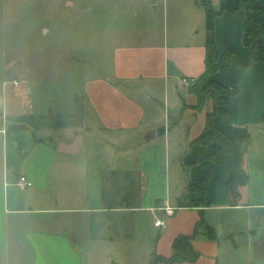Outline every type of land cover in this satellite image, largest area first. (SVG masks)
Returning <instances> with one entry per match:
<instances>
[{
    "label": "crops",
    "instance_id": "0c3cea01",
    "mask_svg": "<svg viewBox=\"0 0 264 264\" xmlns=\"http://www.w3.org/2000/svg\"><path fill=\"white\" fill-rule=\"evenodd\" d=\"M209 1L221 9L238 0ZM135 2L158 11L156 0ZM169 5L186 24L181 34L131 29L113 48L112 71L88 78L79 109L61 112L57 123L42 113L25 117L32 126L9 122L10 102L0 94V251L10 247L11 221L29 215V222L34 216L47 224L17 229L34 250L33 264H151L153 255L173 254L178 235L195 232L197 260L157 264H264V61L241 66L234 59L225 68L239 86L225 106L233 122L213 119L230 136L249 133L248 183L233 196L226 158L213 165L207 204L187 205L189 181L206 173L199 160L215 152L213 141H193L213 101L197 107L198 95L183 80L205 69L206 11L200 0L162 1L164 18ZM214 23L220 54L235 48L247 61L251 49L243 36L257 27L245 10L224 9ZM258 40L264 46V33ZM78 136L80 148L71 152ZM22 175L31 185L19 184ZM202 213L215 238L198 226Z\"/></svg>",
    "mask_w": 264,
    "mask_h": 264
},
{
    "label": "rangeland",
    "instance_id": "374dc122",
    "mask_svg": "<svg viewBox=\"0 0 264 264\" xmlns=\"http://www.w3.org/2000/svg\"><path fill=\"white\" fill-rule=\"evenodd\" d=\"M135 1L0 0V94L10 102L9 122L32 126L25 117L42 113L43 119L57 123L61 112L79 109L88 78L112 71V51L119 38L131 29L135 33L148 29L142 35L167 32L171 37L186 26L170 5L164 18L162 1L178 0H156L157 13L148 9V3L138 8ZM216 81L226 85L223 79ZM27 216L11 221L10 247L0 251V264H33L34 250L25 232L17 229L47 224L39 225L42 218L34 216L29 222Z\"/></svg>",
    "mask_w": 264,
    "mask_h": 264
},
{
    "label": "trees",
    "instance_id": "16d2710c",
    "mask_svg": "<svg viewBox=\"0 0 264 264\" xmlns=\"http://www.w3.org/2000/svg\"><path fill=\"white\" fill-rule=\"evenodd\" d=\"M200 3L206 11L207 37L205 41V69L188 85V89L198 95L197 107L203 108L206 101L212 99L213 109L207 111L206 125L200 135L193 141L199 143L213 141L215 143V152L205 155L199 160L201 164L206 166V173L200 179L189 181L187 189L192 193L187 201V205L189 206H204L207 204L205 200V189L213 165L214 163L224 161L226 158L231 168V177L228 186L233 196L235 197L237 195V187L248 183L249 173L244 165L243 150L249 138V133L245 136H230L215 126L213 119L218 117L226 122H233V115L225 106L230 102L231 97L239 92V86L224 75L225 68L234 59H237L241 66H250L257 60L264 61V46L258 40V37L264 33V24L261 20L262 13L264 12L263 4L258 3L257 0H238L235 7L216 9L209 0H200ZM224 9L230 11L244 9L247 17L257 27L256 31L248 30L244 33L243 42L251 49L248 60L245 62L240 60L238 50L235 48H227L221 54L219 52L214 31V21L215 17ZM215 71L222 73V79L226 85H222L219 81L210 78V75ZM198 226L205 227L208 236L215 238L212 234L213 230L211 226L206 222L204 213L201 214ZM195 233L178 235L173 242V254L170 257L157 254L153 255L151 264H157L159 261L175 262L197 260L200 252L192 243Z\"/></svg>",
    "mask_w": 264,
    "mask_h": 264
},
{
    "label": "built area",
    "instance_id": "2783aa9c",
    "mask_svg": "<svg viewBox=\"0 0 264 264\" xmlns=\"http://www.w3.org/2000/svg\"><path fill=\"white\" fill-rule=\"evenodd\" d=\"M194 79H195L194 77H191V78H184L183 80H184V82H185L186 84H189V83L193 82ZM14 83H15V85H20V82L17 81V80H14ZM19 184H20L21 186H23V187H26V186H28V185H31V182L28 181V179H27L26 176L22 175V176L20 177V179H19ZM155 224H156V225L163 224V221H162L161 219H158V220L155 222Z\"/></svg>",
    "mask_w": 264,
    "mask_h": 264
},
{
    "label": "water",
    "instance_id": "95a60500",
    "mask_svg": "<svg viewBox=\"0 0 264 264\" xmlns=\"http://www.w3.org/2000/svg\"><path fill=\"white\" fill-rule=\"evenodd\" d=\"M80 145H81V137L78 136L77 139L72 143L70 144L69 146L71 147L70 150L71 152H77L80 148ZM63 145H60V151H63Z\"/></svg>",
    "mask_w": 264,
    "mask_h": 264
}]
</instances>
